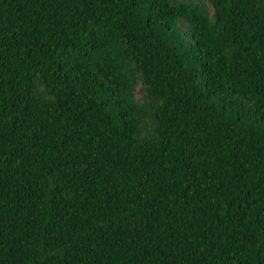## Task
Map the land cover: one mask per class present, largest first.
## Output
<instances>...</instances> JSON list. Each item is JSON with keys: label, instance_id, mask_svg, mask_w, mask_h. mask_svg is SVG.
Returning a JSON list of instances; mask_svg holds the SVG:
<instances>
[{"label": "trees", "instance_id": "trees-1", "mask_svg": "<svg viewBox=\"0 0 264 264\" xmlns=\"http://www.w3.org/2000/svg\"><path fill=\"white\" fill-rule=\"evenodd\" d=\"M0 264H264V0H0Z\"/></svg>", "mask_w": 264, "mask_h": 264}]
</instances>
